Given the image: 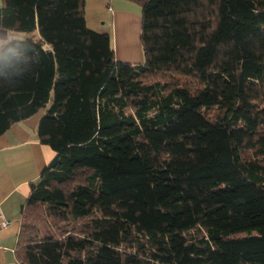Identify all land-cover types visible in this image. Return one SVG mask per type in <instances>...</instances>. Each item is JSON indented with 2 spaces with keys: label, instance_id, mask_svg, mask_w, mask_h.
Returning <instances> with one entry per match:
<instances>
[{
  "label": "trees",
  "instance_id": "trees-1",
  "mask_svg": "<svg viewBox=\"0 0 264 264\" xmlns=\"http://www.w3.org/2000/svg\"><path fill=\"white\" fill-rule=\"evenodd\" d=\"M143 62L85 0H0V135L39 111L54 152L21 264H264V0H121Z\"/></svg>",
  "mask_w": 264,
  "mask_h": 264
},
{
  "label": "crops",
  "instance_id": "crops-1",
  "mask_svg": "<svg viewBox=\"0 0 264 264\" xmlns=\"http://www.w3.org/2000/svg\"><path fill=\"white\" fill-rule=\"evenodd\" d=\"M1 5V2H0ZM86 24L99 33H109L113 46L111 22L117 44V24L128 12L140 16V9L121 0H85ZM44 111L12 125L0 135V214L8 225L0 228V264H21L15 249L21 212L41 171L54 158V152L36 137L37 124ZM1 222V219H0Z\"/></svg>",
  "mask_w": 264,
  "mask_h": 264
},
{
  "label": "rangeland",
  "instance_id": "rangeland-1",
  "mask_svg": "<svg viewBox=\"0 0 264 264\" xmlns=\"http://www.w3.org/2000/svg\"><path fill=\"white\" fill-rule=\"evenodd\" d=\"M117 24V44L114 37V25L111 22L113 34V50L115 60L120 63L141 64L143 62L142 46L140 42V16L134 12H128L121 22ZM27 34L9 33L8 39H23ZM5 40L0 39V45Z\"/></svg>",
  "mask_w": 264,
  "mask_h": 264
},
{
  "label": "built area",
  "instance_id": "built-area-1",
  "mask_svg": "<svg viewBox=\"0 0 264 264\" xmlns=\"http://www.w3.org/2000/svg\"><path fill=\"white\" fill-rule=\"evenodd\" d=\"M0 219H1V222H0V228L5 227L6 225H8V221L4 220V219L2 218V216H1V214H0ZM1 250H2V249L0 248V251H1Z\"/></svg>",
  "mask_w": 264,
  "mask_h": 264
},
{
  "label": "water",
  "instance_id": "water-1",
  "mask_svg": "<svg viewBox=\"0 0 264 264\" xmlns=\"http://www.w3.org/2000/svg\"><path fill=\"white\" fill-rule=\"evenodd\" d=\"M0 39H2V40L7 39V32L6 31H0Z\"/></svg>",
  "mask_w": 264,
  "mask_h": 264
}]
</instances>
